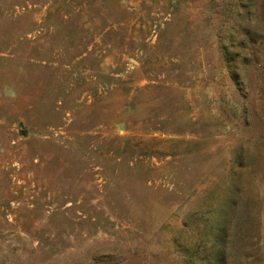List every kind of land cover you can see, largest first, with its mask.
Segmentation results:
<instances>
[{"label": "rangeland", "instance_id": "rangeland-1", "mask_svg": "<svg viewBox=\"0 0 264 264\" xmlns=\"http://www.w3.org/2000/svg\"><path fill=\"white\" fill-rule=\"evenodd\" d=\"M0 264H264V0H0Z\"/></svg>", "mask_w": 264, "mask_h": 264}]
</instances>
